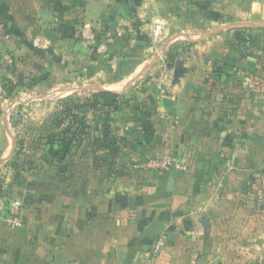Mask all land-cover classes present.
<instances>
[{"label":"crops","instance_id":"crops-1","mask_svg":"<svg viewBox=\"0 0 264 264\" xmlns=\"http://www.w3.org/2000/svg\"><path fill=\"white\" fill-rule=\"evenodd\" d=\"M129 1L137 4L134 14L128 13ZM23 4L33 5L31 13L38 14L35 25H45L47 18L41 15L53 12L56 16L47 25H108L109 14L118 18L114 25H135L142 31L155 20L169 25L177 21L176 25H187L190 46L199 45L194 30L206 23L199 0H22ZM203 4L207 13L212 11L213 34L235 33L226 39L222 53L212 50V68L193 69L179 56L188 72L175 83L174 63L167 83L161 77L168 72V53L165 59L156 54L160 59L143 86L127 98L131 86L125 92L124 88L131 80L122 93L110 91L124 97L118 109L103 118L113 127L103 125L104 132L111 131V150L97 156L105 155L107 163L72 156L47 172L30 171L9 197L3 194L0 212L18 203L22 226L0 228V264H147L152 245L162 237L167 244L159 264H190L194 255L198 264H264V80H258L264 79V72L251 75L247 63L255 59L238 63L233 55L247 44L242 43L247 35L264 33V0ZM19 8L20 0H0V15L19 13ZM124 14L126 19H121ZM140 39L133 44L142 46ZM131 41L132 37L112 41L116 58L127 52L122 48ZM178 42L181 39L169 41V51ZM128 56H134L130 50ZM146 62L139 59L118 80ZM219 62L225 74L214 70ZM158 69L161 77H151ZM2 140L0 171L9 154ZM165 156L174 159L167 171L144 167ZM171 177L175 185L169 191Z\"/></svg>","mask_w":264,"mask_h":264},{"label":"rangeland","instance_id":"rangeland-1","mask_svg":"<svg viewBox=\"0 0 264 264\" xmlns=\"http://www.w3.org/2000/svg\"><path fill=\"white\" fill-rule=\"evenodd\" d=\"M199 1L202 3L200 10H205L201 16L205 15L206 23L194 30L196 39L198 37L197 41L200 40L197 46L188 45V38L191 37L188 27L187 25H176L177 21L169 25L166 22L160 21V23L155 20L151 23L152 25H149L148 30L142 31L139 27L135 30V25H114L113 23L118 18L116 15L109 14L106 16L108 25H75L72 23L47 25V22H51L56 16L53 12L52 16L41 15L47 18L45 25H35L33 17L38 14L31 13L33 5L23 4L22 7V0H20L19 11L26 10L27 15L20 12L12 15L1 14L0 138L3 139L2 147L8 150L9 154L0 171V197L3 194H10L18 183L24 181L17 179L12 171L14 163L19 171L27 170L28 173L34 170L48 171L49 164L42 159L49 149L46 145L48 136L61 133L72 119L68 118L67 114L64 115L66 107H73L74 104L67 101L68 97L76 99L74 105L80 109H73V111L79 114V118L86 115L91 129L88 131L86 147L83 150L73 147L72 154L64 162H68L72 156H78L83 159V162L92 160L94 163L98 153L94 152L90 144L92 139L105 137L111 132L108 130L104 132V129L110 126V121L104 122L105 120L101 118L103 117L102 111L95 112L98 107L96 96L100 94L99 88L122 93L124 84L141 74L152 63L156 54H162L165 59L170 48L166 44L173 38L181 39V42L176 44L178 47L175 53L186 58L190 67L210 70L212 64L215 63L212 61V50L222 53L226 46V39L232 38L235 33L213 34L212 32L216 30L212 28V11L210 14L207 13L208 9L203 4L208 3V0ZM129 3L131 6H137L134 1H129ZM177 9L181 8L178 6ZM123 16L121 19L127 17L125 14ZM185 18L190 19L192 16L187 15ZM29 23L30 25H27ZM158 27H160L159 31ZM155 31H158L157 36ZM165 31L170 32L169 36L164 35ZM131 37L132 44L135 38L141 37L140 42L143 47L138 43L133 46L131 44L126 49L122 48L127 51L121 53H125L124 55L119 59L116 58L113 53L118 52L111 46L112 41L116 39L128 41ZM246 37H248L246 38L248 44L243 45L242 51L233 55L238 63L245 60L244 58H254L256 61L247 63V71H250L251 75L254 71L263 73L264 33L252 32ZM129 50L134 55L131 59L128 56ZM139 59H146L147 62L138 67L130 77L123 81L118 80L122 75L131 72ZM120 61H122L121 65L118 66ZM218 65L222 66L223 63L219 62ZM235 68L240 70V68ZM167 69L165 77H161L160 69L151 77L160 76L169 83L172 78L173 64H168ZM154 70L155 66L133 84L126 98L131 95V91L133 92L151 79L149 75ZM252 80L257 81L255 77ZM258 80L264 79L258 77ZM60 119H64L62 126H58ZM105 123L108 124L104 128ZM112 129L113 127L110 126V130ZM64 162H57L51 166H62ZM13 201L14 199L11 198L8 203L11 204Z\"/></svg>","mask_w":264,"mask_h":264},{"label":"trees","instance_id":"trees-1","mask_svg":"<svg viewBox=\"0 0 264 264\" xmlns=\"http://www.w3.org/2000/svg\"><path fill=\"white\" fill-rule=\"evenodd\" d=\"M129 13V11H128ZM131 14V13H129ZM243 44H248L246 40L242 42ZM243 46V45H242ZM178 45H174L170 51L167 54V61L169 64H173L176 62L178 59L179 55L178 53H175ZM214 70L216 72H219L221 74H225L227 69L225 65H215ZM123 95H119L114 92H102L99 95L96 96L97 98V108L95 109L96 113L102 111V119H106V113L107 112H112L113 110L118 109L119 103H120V98H123ZM102 101H101V100ZM125 99H123L124 101ZM68 102H72V104L76 102V99L73 97H68L67 99ZM72 105L73 107H66V110L64 111V115L67 114V117L72 118L67 125V127L59 134H51L48 136L47 139V144L49 146L48 152L45 153V156L42 157L43 160H45L46 163L49 164V167L53 165L54 163L57 162H64L66 161L70 155L72 154V148H76L77 150H83L86 147L87 142V137H88V131L91 129V125L88 123V118L87 116H82V118H79V114L73 109H80V107H77L75 105ZM77 122V123H76ZM64 124V119L58 120V126H62ZM78 125V126H77ZM75 126H77L75 128ZM107 131V130H105ZM91 141V139H89ZM92 148L94 152L97 154L98 152H109L111 148L108 146L110 144V138L109 136L105 137H96L92 139ZM106 156L104 155H99L95 157V162L94 163H100V164H106L107 159L105 158ZM12 171L16 174L17 179H26L28 176V172L24 171H19L17 169V166L15 163L12 165ZM22 180V181H23Z\"/></svg>","mask_w":264,"mask_h":264},{"label":"built area","instance_id":"built-area-1","mask_svg":"<svg viewBox=\"0 0 264 264\" xmlns=\"http://www.w3.org/2000/svg\"><path fill=\"white\" fill-rule=\"evenodd\" d=\"M161 23V22H160ZM160 27H158L159 31ZM158 31H155V35L157 36ZM174 163V159L171 156H165L161 159H153L146 163L144 167L152 169V170H165L167 171L172 164ZM178 168V167H177ZM20 205L17 203L13 206V208L9 209L5 212H0V228L2 226L17 229L22 226V219L19 214ZM167 238L162 237L158 239L151 247L150 256L147 261V264H159L160 257L166 247ZM190 264H198V256L194 255Z\"/></svg>","mask_w":264,"mask_h":264},{"label":"water","instance_id":"water-1","mask_svg":"<svg viewBox=\"0 0 264 264\" xmlns=\"http://www.w3.org/2000/svg\"><path fill=\"white\" fill-rule=\"evenodd\" d=\"M129 13L133 14L136 12V7L135 6H131L128 8ZM160 59V56L157 55L154 57V60L152 61V63L139 75H137L134 79H132L124 88V92L127 91V89L132 86L133 84H135L139 79H141L143 77L144 74H146L147 71H149L150 69H152L154 67V65L158 62V60ZM188 72L187 69H185L184 67V61L181 59H178L175 62L174 65V82H178V80L184 76V74ZM98 91L100 93L102 92H107L108 90L106 89H101L99 88ZM110 92V91H108ZM175 185V179L174 177H171L169 179V184H168V190L172 191Z\"/></svg>","mask_w":264,"mask_h":264}]
</instances>
